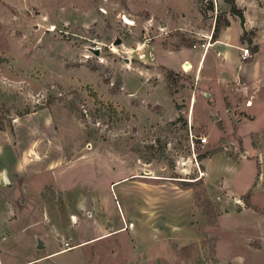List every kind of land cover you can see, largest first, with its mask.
<instances>
[{"label":"rangeland","instance_id":"374dc122","mask_svg":"<svg viewBox=\"0 0 264 264\" xmlns=\"http://www.w3.org/2000/svg\"><path fill=\"white\" fill-rule=\"evenodd\" d=\"M224 29L232 112L214 133L198 100L192 131L173 111L195 79L148 75L153 44L195 55ZM245 118L260 129L242 143ZM218 151L205 180L201 160ZM133 171L194 194L191 213L168 202L146 221L141 245L165 224L163 236L140 249L141 219L113 183ZM97 222L127 231L73 247ZM0 264H264V0H0Z\"/></svg>","mask_w":264,"mask_h":264},{"label":"crops","instance_id":"0c3cea01","mask_svg":"<svg viewBox=\"0 0 264 264\" xmlns=\"http://www.w3.org/2000/svg\"><path fill=\"white\" fill-rule=\"evenodd\" d=\"M227 34L226 29L220 31L217 35V38L214 41H211L212 44L210 47L206 45L205 49H201L199 53L197 54H191L189 50H187V47H181L178 50H171L164 48L159 43L153 44L155 50H154V58L155 63L159 65L157 67V70H155V67H152L148 75H162L161 68L174 71L176 75H180L182 73H190V75L193 77L195 82V88L191 89V96H189L188 100L186 102H182L186 107H183L182 110H178L175 106V109L173 113L170 110L169 115H174L175 117H179V112L183 114V116L186 118L187 126L190 130H197L198 128L203 127L202 118L200 121L198 120L199 117H204V112L197 111V103L198 100L202 101V103H207L209 108H207V116H210V113L215 112V122H212V124H209L208 126L204 125L206 129L217 133L219 131H226V117L227 115L232 112L230 104L227 100V93L229 92V82L226 78V60L229 55L228 46H227ZM157 44V45H155ZM216 47V57H215V65H213L208 73H211L210 76H207L206 79H204V76L202 75V69L205 67V57L208 55L210 50ZM185 62H189L192 66L191 70H184L183 64ZM160 70V71H159ZM165 78V77H164ZM256 83V79H253L252 82L249 84L250 87H253ZM200 92H205L208 94L206 98H200L199 94ZM226 94V95H225ZM155 96V92H154ZM156 97V96H155ZM151 99H154V101H157V98L150 97ZM249 97H247V100ZM253 100V99H252ZM159 101V100H158ZM180 104V102H174ZM159 103V102H157ZM229 104V105H228ZM252 104L245 107L247 110H250L253 112V109L255 108ZM252 107V108H251ZM171 108V106H170ZM172 109V108H171ZM156 116H161L157 114ZM223 120V121H222ZM222 125H219L218 123H221ZM200 126V127H199ZM239 134H241L242 137V143H243V134L244 132L249 131H257L260 128L255 126V124L252 121H249V119H243L238 122L237 126ZM222 153L226 156V153L223 151H218L216 153H213L211 156H208L206 158H203L201 160V163L203 165V169L201 172H204V179L208 180L209 176L211 175V164L213 162V158L217 153ZM248 153V150H247ZM244 159H247L244 157ZM145 170V169H143ZM146 171L151 172V169H147ZM157 174L146 175L142 173H135L134 171L131 173L124 175L120 179L116 180L113 183H118L119 181H123L122 183L126 184L125 186H121L119 188L120 193L122 192L124 201L129 209V213L136 216L137 218L141 219L139 228L137 229V226L134 225V228L132 229L133 236H135L137 239L135 242H132L133 247L137 245V247L140 249L141 246H148L154 244L158 240L156 238H160L163 236L162 228L165 226L163 224L162 226L156 225L155 227H152L154 229L158 228L160 226V229H158V233L153 234L154 237L149 243H144L141 245V241L144 240L142 238L141 230L145 227L150 228V225H153L154 223H146L147 220H150L152 218V222L154 219H156L157 210L160 207L165 206L166 203L170 204H177L179 202L185 201L189 208L190 213L193 209V203H194V197L193 192H190V189L179 187L177 183L169 182V185L165 182H160L157 180H163L161 177L155 176ZM157 177V178H156ZM202 177V178H203ZM130 178L132 180H130ZM244 194V193H243ZM183 197L185 200H183ZM254 196L252 195L250 203L252 205H258L253 200ZM260 206V205H258ZM261 207V206H260ZM263 208V207H261ZM99 209H102V207H99ZM251 208H245L244 211H248ZM153 213V215H151ZM156 214V215H155ZM99 223V224H98ZM97 225H99L98 233L95 235L94 238L91 239H82L78 243L72 245L75 247L76 245L84 244L85 242L92 240V239H104V237L113 236L118 233V231H127L124 230L123 224H120L119 226L113 227V226H105L103 222H97ZM183 226H181L182 229ZM189 227V226H187ZM108 228H113V230L109 231ZM151 228V229H152ZM162 233V234H161ZM166 237V235L164 234ZM69 247L67 249L73 248ZM65 249V250H67ZM65 250H59V251H65ZM57 251V252H59ZM151 256V255H149ZM145 259V258H143Z\"/></svg>","mask_w":264,"mask_h":264},{"label":"trees","instance_id":"16d2710c","mask_svg":"<svg viewBox=\"0 0 264 264\" xmlns=\"http://www.w3.org/2000/svg\"><path fill=\"white\" fill-rule=\"evenodd\" d=\"M230 25V23H227V26H229ZM220 30V28H219V26H217V24L214 26V33H213V36L214 35H216V33L218 32ZM217 31V32H216ZM253 51V53H256L258 50L257 49H254V50H252ZM245 199L247 200V204L249 205V206H253L252 204H250V202H249V196H248V194H247V196H245ZM256 208V207H255ZM257 210H259L258 208H256Z\"/></svg>","mask_w":264,"mask_h":264},{"label":"built area","instance_id":"2783aa9c","mask_svg":"<svg viewBox=\"0 0 264 264\" xmlns=\"http://www.w3.org/2000/svg\"><path fill=\"white\" fill-rule=\"evenodd\" d=\"M251 104H252V100L249 99V100L247 101V106H249V105H251ZM207 140H208L207 137H202V138H201L202 143H206ZM130 224H132V223H130ZM124 228H125V227H124Z\"/></svg>","mask_w":264,"mask_h":264},{"label":"water","instance_id":"95a60500","mask_svg":"<svg viewBox=\"0 0 264 264\" xmlns=\"http://www.w3.org/2000/svg\"><path fill=\"white\" fill-rule=\"evenodd\" d=\"M120 42V41H119ZM41 246H43V244H40Z\"/></svg>","mask_w":264,"mask_h":264}]
</instances>
